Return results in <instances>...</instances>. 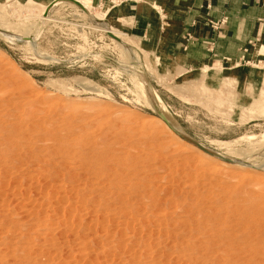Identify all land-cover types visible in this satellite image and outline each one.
<instances>
[{
    "label": "rangeland",
    "instance_id": "374dc122",
    "mask_svg": "<svg viewBox=\"0 0 264 264\" xmlns=\"http://www.w3.org/2000/svg\"><path fill=\"white\" fill-rule=\"evenodd\" d=\"M69 1L0 0V264H264L261 65L174 79Z\"/></svg>",
    "mask_w": 264,
    "mask_h": 264
},
{
    "label": "crops",
    "instance_id": "0c3cea01",
    "mask_svg": "<svg viewBox=\"0 0 264 264\" xmlns=\"http://www.w3.org/2000/svg\"><path fill=\"white\" fill-rule=\"evenodd\" d=\"M89 2L103 13L110 28L159 60V74L178 79L207 68L206 81L213 88L226 74L241 98L252 94L256 67L261 65L264 76V0ZM222 20L217 30L210 27ZM260 99L264 103V92Z\"/></svg>",
    "mask_w": 264,
    "mask_h": 264
},
{
    "label": "bare ground",
    "instance_id": "6f19581e",
    "mask_svg": "<svg viewBox=\"0 0 264 264\" xmlns=\"http://www.w3.org/2000/svg\"><path fill=\"white\" fill-rule=\"evenodd\" d=\"M80 6H82L83 8H84V5L80 2V1H77V0H75ZM63 4H61V6H62ZM68 5V4H67ZM71 5V4H70ZM60 6V7H61ZM64 6V5H63ZM71 7V6H70ZM73 8V7H72ZM53 11H54V9H53ZM84 14L87 16V17H89L88 19H87V21H90L91 22V24L95 27V28H99L100 30H104L105 31V34H110L113 38H112V40L115 42V44L117 45V47H119V50L121 51V53H123L122 51H129V49L125 46L126 44L121 40V39H119L118 37H116L115 35H113L111 32H110V26L109 25H107L106 23H103L104 21H98L96 18H93V17H91L89 14L90 13H87V11L85 10V8H84ZM84 15V16H85ZM48 16V15H47ZM85 16V17H86ZM84 17V18H85ZM86 17V18H87ZM101 25H103V26H105L107 29L105 30L104 28H102V26ZM119 55H120V57H121V54L119 53ZM124 60V59H123ZM121 61H122V59H121ZM137 71V70H136ZM85 89H89L87 86H84L83 85V83L81 84ZM86 85V84H85ZM92 86V85H91ZM144 104V103H143ZM246 140H247V138H246ZM250 141V140H249ZM261 141V139L259 140V142ZM248 142V141H247ZM258 142V143H259ZM251 144H252V141H251ZM183 146H185L184 145V143H182V142H180V143H177L174 147H176V148H179V149H181V148H183ZM262 146V145H261ZM260 147V146H259ZM251 150V149H250ZM243 153V152H242ZM250 154H251V151L249 152ZM222 154V153H221ZM212 155L213 156H217L218 154L217 153H213L212 152ZM253 155V154H252ZM252 155L250 156V157H252ZM257 155V154H256ZM250 157H249V159H250ZM256 157V156H255ZM247 159V157L245 158V160ZM253 159V158H252ZM240 161V160H239ZM248 161V160H247ZM238 164V163H237ZM241 175V174H240ZM241 177H245V173H243L242 175H241ZM189 184V183H188ZM52 190V189H51ZM56 194V193H55ZM223 209V208H222ZM235 209V208H234ZM229 210V209H228ZM229 211H231V209L229 210ZM232 213L234 212V211H231ZM236 212V211H235ZM231 213V214H232ZM235 214V213H234ZM233 215V214H232ZM229 217V216H228ZM232 217V216H231ZM250 217V216H249ZM234 218H236V217H234ZM246 218V217H245ZM227 219V218H226ZM248 219V217L246 218V219H244V220H247ZM229 220H230V218H229ZM234 220V219H233ZM238 220H240V219H238ZM250 220V219H249ZM226 222V221H225ZM228 222V221H227ZM243 222V221H242ZM241 222V224H244V223H242ZM230 223V222H229ZM248 223V222H247ZM225 224V223H224ZM233 224V223H232ZM235 224V223H234ZM246 224V223H245ZM228 225V224H227ZM235 225H237V224H235ZM258 225H259V223H258ZM260 225H262V226H264V224H260ZM234 226V225H233ZM239 226V225H238ZM238 226H237V228H238ZM243 226V225H242ZM247 226V225H246ZM236 227V226H235ZM244 227V226H243ZM231 228V227H230ZM259 228H261V227H259ZM229 229V228H228ZM241 229H242V227H241ZM240 229V230H241ZM254 229V228H253ZM252 229V231L254 232V230ZM256 229V228H255ZM262 229V228H261ZM260 229V230H261ZM237 230V229H236ZM238 230H239V228H238ZM243 230V229H242ZM264 230V229H263ZM263 230L261 231V233L263 232ZM256 231V230H255ZM235 232V231H234ZM259 232V231H258ZM257 231H256V233H255V236H256V234L258 233ZM244 233V232H243ZM246 233H247V231H246ZM260 232L257 234V236H261L262 234H261ZM239 234V233H238ZM240 234H241V232H240ZM249 234V233H248ZM247 234V235H248ZM261 234V235H260ZM242 235V234H241ZM241 235H240V238H241ZM254 234H252V236H253ZM264 235V234H263ZM243 236H245V234H243ZM242 236V237H243ZM251 235H250V238L252 237ZM237 237V236H236ZM239 238V237H238ZM249 239V235H248V237H244V239ZM253 238V237H252ZM256 238H258V237H256ZM261 239H263V237L261 236V238H260V240ZM238 240V239H237ZM241 240V239H240ZM239 240V241H240ZM254 240H255V238H254ZM232 241V240H231ZM242 241V240H241ZM252 242H253V240H251ZM251 241H248L249 243L251 242ZM263 241V240H262ZM234 242V241H233ZM247 242V241H246ZM256 242V241H255ZM238 243V242H237ZM245 244V242H244V240H243V242H242V244ZM251 244V243H250ZM240 245H241V243H240ZM245 245H248V243L247 244H245ZM252 245V244H251ZM251 245L249 246V247H251ZM244 247V246H243ZM247 247V246H246ZM255 247H252V249L251 250H253ZM250 249L248 250V248H247V253L250 251ZM258 248H256L255 250H257ZM259 250V252H260V249H258ZM258 250L255 252L254 250H253V252H255V253H253L252 254V251L250 252V254H251V256H253L254 254H256L257 252H258ZM264 252V251H263ZM263 252L261 251V254H262V256H264V254H263ZM250 254H249V257H250ZM261 254H258V256L256 255V257L257 258H259V255H261ZM248 257V258H249ZM254 257H255V255H254ZM252 259H254L253 257H251ZM250 258V259H251ZM257 258H255V259H257ZM261 259V258H260Z\"/></svg>",
    "mask_w": 264,
    "mask_h": 264
},
{
    "label": "built area",
    "instance_id": "2783aa9c",
    "mask_svg": "<svg viewBox=\"0 0 264 264\" xmlns=\"http://www.w3.org/2000/svg\"><path fill=\"white\" fill-rule=\"evenodd\" d=\"M225 20H222L221 22L219 23H210V27L213 29V30H217L222 24H224ZM107 35V34H106ZM108 36V35H107ZM109 37V36H108ZM111 39V38H110ZM186 39L189 40L190 39V35H187L186 36Z\"/></svg>",
    "mask_w": 264,
    "mask_h": 264
},
{
    "label": "water",
    "instance_id": "95a60500",
    "mask_svg": "<svg viewBox=\"0 0 264 264\" xmlns=\"http://www.w3.org/2000/svg\"><path fill=\"white\" fill-rule=\"evenodd\" d=\"M69 2L77 5L79 8H81L82 10H84V8L82 6H80L75 0H70ZM111 39L113 38L110 34H107Z\"/></svg>",
    "mask_w": 264,
    "mask_h": 264
}]
</instances>
